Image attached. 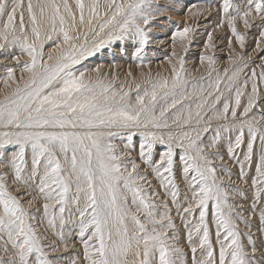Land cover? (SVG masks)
I'll use <instances>...</instances> for the list:
<instances>
[{
    "label": "snow or ice",
    "instance_id": "1",
    "mask_svg": "<svg viewBox=\"0 0 264 264\" xmlns=\"http://www.w3.org/2000/svg\"><path fill=\"white\" fill-rule=\"evenodd\" d=\"M168 10L156 0H104L103 4L75 0V11L69 0H27L26 22L24 0H0V50L18 48L20 55L11 59L21 69L19 79L13 67H6L0 78L5 88H11L0 97V264H63L51 254L68 251L69 224L78 228L83 252L82 259L77 254L66 264H187L167 199L158 203L159 193L149 191L151 184L137 171L139 165L131 161L129 170L116 153L112 139L122 133L127 134L126 148L134 135L141 136L140 159L159 180L164 196L171 197L183 223L191 264H264V241L258 248L251 234V215L264 193V107L259 117L253 113L264 84V55H244L253 26L258 27L253 53L264 52V0H243L242 6L221 0L216 29L226 23L231 32L229 67L221 74L215 57L201 54V65L207 63V87L201 76V83H192L188 90L184 56L176 64L169 60L170 76L158 74L153 79L148 73L136 82L134 101L131 86L125 90L121 84L117 90L115 76L106 79L99 67L92 69L94 77L86 75L87 69L76 70V65L113 43L120 44L125 54L130 50L133 60L142 63L154 22ZM190 14L199 17L203 11L190 10ZM238 20L245 32L237 30ZM85 25L81 41L80 29ZM193 32L191 26L173 32V44L179 42L186 53ZM207 37L204 47L212 49V32ZM61 38L62 43L57 42ZM48 42L54 48L45 57ZM22 56L28 58L23 64ZM257 58L260 63L241 80ZM245 95L247 104L238 113ZM245 128L247 151L243 161L237 159L241 180L247 175L244 163L252 164L254 143L260 140L247 220L241 214L243 206L237 211L229 203V190L218 168L229 177L231 173L215 163L224 161L222 134H229L226 150L232 158L242 145ZM209 132L214 134L205 143ZM157 143L165 150L153 164ZM9 148L10 157L5 155ZM177 149L184 204L174 171ZM231 191L243 196L239 189ZM38 202L40 218L35 214L40 210ZM210 202L215 244L206 220ZM197 211L198 222L193 223ZM237 221L248 231L242 233ZM257 230L264 237V207L259 209ZM49 233L56 240H50Z\"/></svg>",
    "mask_w": 264,
    "mask_h": 264
},
{
    "label": "rangeland",
    "instance_id": "2",
    "mask_svg": "<svg viewBox=\"0 0 264 264\" xmlns=\"http://www.w3.org/2000/svg\"><path fill=\"white\" fill-rule=\"evenodd\" d=\"M69 1H70L69 4L72 2V4L75 6V2H74L75 0L73 1L69 0ZM87 1L90 2V0ZM35 2L36 0H33V3ZM99 2L103 4L104 0H99ZM235 2L238 5L241 6L243 5V0H235ZM156 3L168 7L169 10L166 11L163 14V16L158 17L157 20L154 22L155 26L153 27V30L150 34V42L144 50L143 53L144 60L142 63L139 60H133L130 50L128 51V54H125L124 51L121 50L120 44L113 43L112 46H105L101 48L99 51L95 52L92 56L87 57L80 64L76 65V70L84 71L87 69L88 71L86 72V75H91L94 77L96 74L92 72V69L99 67L100 72L102 74H105L106 79L111 80L113 76H115L116 78L115 87L117 90H119L121 84L124 85L125 90H128L129 86H131L133 90L130 93V98L134 101L136 96V93L134 91L136 82H141L142 80L146 79L148 73H151L153 79H155L158 74L160 76H170L171 65L169 64V60H171L173 64H176L179 57L184 56L185 69L187 72L186 79L190 81V84L188 85V90L189 91L192 90V83H201L199 80L201 76L205 77L202 83L205 87H207L208 84L207 73H206L207 63L205 62L204 65H201L200 63L201 54L214 56L216 59L215 68L219 70L221 74L223 73L225 67H229V56L231 54V50L228 48V38L231 36V32L228 29L226 23L222 28L216 29V25L220 22L219 4L221 3V0H156ZM24 4H25V21L27 22V11H26L27 0H24ZM197 9L202 10L203 14L199 17H192L190 14V10L196 11ZM258 23L259 22L257 21V24ZM185 26H191L194 29V32L191 34L193 39L190 45L188 46L186 53L184 48L180 46L179 42H177L175 45L172 42V33L177 30H182ZM236 27L239 32H245L243 23L240 22L239 20L237 21ZM213 29L216 30L213 31ZM85 31H87L86 25L80 29L81 41L83 40V32ZM208 32H212L213 34L212 44L214 45V47L212 49H207L204 47V43L205 41H207L208 38L207 37ZM72 34L74 35L75 33ZM256 38H258V27L253 26L250 29V31L247 33V37L245 41L246 50L244 51L245 58L247 57L248 54H253L254 56L257 57L259 55H264V52H261L259 54L253 53ZM232 39H233V47L236 49V51L238 52L241 51L239 45L235 44L234 37ZM57 42L62 43V38ZM53 48H54L53 42L46 43L45 57H47L49 50ZM173 51H175L176 53L175 57L173 56ZM13 55H20L18 48L11 47L0 50V78H2L6 74L5 73L6 67H13L16 78L19 79L21 75V69L19 67H16L15 61L11 59ZM27 59H28L27 56H22L21 64H23V62ZM259 63L260 60L257 58L255 64H250L249 67L244 70V74H242L241 80L245 79L248 75H250L251 68L255 67L256 64ZM138 64L140 65L139 67L137 66ZM259 71L260 69L257 68V73H259ZM129 72L132 73V76H128ZM141 73H144L145 76L142 77ZM214 77H215V73H213V78ZM193 78H195V80H193ZM143 86L144 85L142 83L141 87ZM11 87L14 88L15 85L13 84ZM223 87L224 86L222 84L221 88L223 89ZM8 91H11V88H5L2 79H0V97H2L4 92H8ZM246 92L248 93L251 92L250 85L246 89ZM233 97H234V93H233ZM246 104H247V95L241 98V106L238 108V113L243 111V106H245ZM257 104L258 107L253 109V113H255L257 117H259L261 115L260 108L264 107V84L260 85L259 100ZM220 106L222 107V104ZM253 113H250L249 115L251 116ZM262 127H264V125H262ZM172 131L176 132L178 131V129L172 128ZM213 134H214L213 132H209L208 134H205L204 136L205 143H207L210 140ZM222 135H224L225 138L222 140V147L220 151L224 155V161L223 162L215 161V163L221 165L222 167H226L231 173V176L229 177L227 175H224V173L221 172L219 168H218V174L224 177L223 183L226 186V188L229 190V197H228L229 203L236 206L237 211H240V206H243V211L241 212V214L247 220L250 218L251 215V211H250L251 205L249 206V204H252L253 202L254 189H252L250 183H244L242 182L243 180L239 178L240 172L236 170L234 162L237 161V159L239 160L244 159V153L247 151V142L249 139L248 132L247 129L245 128L242 145L239 149H235V156L232 158L228 157L226 150L227 137L229 134H222ZM230 135L232 140L234 141L236 133L233 132ZM140 141H141V136L137 133L136 135L133 136L130 147L126 148L125 145L128 143L126 133H122L112 139V143L115 145L116 153L118 155H121V163L127 165L129 167V170H131V161H135L137 165H139L137 171L140 172L142 175H146L147 180L151 184V189H149V191L155 190L157 193H159L158 203H161L165 199H167L173 221L176 224L178 233L181 236V242L179 246L183 247L185 250L186 253L185 258L187 264H191L192 254L187 246L186 234L184 233L183 223L180 219V216L177 214L175 206H173L171 203V197L164 196V190L160 188L159 180L152 173L151 168L145 165L143 161L140 159L139 156ZM258 144L260 145L259 138H257V140L254 143V149H255L254 152L257 150V147L259 148ZM164 150H165L164 145H161L159 143L155 145L152 153L153 164L155 163L156 160L159 159L161 152H163ZM11 153H12L11 148L5 151V155L8 157H10ZM179 154H180L179 149H177L175 156L176 166L174 171L176 172L177 184L179 185L181 190V204H184L183 194H184L185 185L182 181V177L179 172V165H180ZM28 159L30 166V154ZM253 159H254V155H253ZM252 164L249 165L247 162H245L244 171L247 175L251 171L250 168ZM232 189H239L241 192H243V196L235 194L234 192L231 191ZM248 197L249 200H247ZM263 197H264V193H261V199ZM36 208H39L40 210L38 212H35V208H34L33 211L35 212L37 217L40 218L42 216V207L40 206V202L37 203ZM194 215L196 218L195 220H193L192 216H186L185 219L193 220V223L198 222L199 211L195 212ZM256 216L257 215L255 214L251 215V223H252L251 234L256 240L257 247L259 248L261 244V238L258 233V230L256 229V226L258 225L256 222H258L259 220V217ZM206 220L209 223L210 228L212 229V240L213 243L215 244V226L212 223L213 217H212L211 202L209 203V208L207 210ZM237 224L242 233L248 231V228H246V226L243 223L237 221ZM65 231H66V238L68 239V243H69L68 251L65 252L61 250L59 252L51 254L53 256L60 257L63 264H66L67 261L76 257L77 254H79V258L82 259V252H83L82 245L79 242L78 228L74 227L72 224H69L68 228H66ZM49 239L56 240V237L52 236L49 233ZM244 242L247 243L246 239ZM57 243H59L58 240ZM197 257L199 258V252L197 253ZM259 259H260V253L258 252L257 260Z\"/></svg>",
    "mask_w": 264,
    "mask_h": 264
},
{
    "label": "bare ground",
    "instance_id": "3",
    "mask_svg": "<svg viewBox=\"0 0 264 264\" xmlns=\"http://www.w3.org/2000/svg\"><path fill=\"white\" fill-rule=\"evenodd\" d=\"M73 1V0H72ZM70 2V1H69ZM75 2V1H74ZM36 3V2H35ZM85 3H89V1H87L86 0V2ZM70 5H72V7H73V10L75 11V6L72 4V2L70 3ZM259 145V144H258ZM256 148V147H255ZM255 150V149H254ZM259 152H260V145H259V148L257 147V150L254 152V159H253V164H252V166H251V168H250V172L248 173V177L246 176V178H245V180H243L242 182H244V183H250V185L252 186V178L256 175V172H255V165H256V162H257V160H258V154H259ZM241 161H243V160H241ZM234 165H235V167H236V170L238 171V172H240V164L239 163H237V161H235L234 162ZM244 167H245V163H244ZM238 174V173H237ZM241 181V180H240ZM250 181V182H249ZM250 186V187H251ZM250 189V188H249ZM252 189H253V187H252ZM246 194V193H245ZM247 198V197H246ZM263 199V200H262ZM261 199V201H260V203L257 205V211H256V213H255V215H257L258 217H259V209H260V207H264V197ZM247 200H249V197H248V199ZM249 202V201H248ZM245 204V203H244ZM249 204V203H248ZM247 204V205H248ZM250 205H252V204H249V206ZM246 206V205H245ZM251 211V210H250ZM256 216V217H257ZM258 220V219H257ZM255 223V222H254ZM257 224V226H256V229H258V227H259V220H258V222H256ZM259 233V232H258ZM259 235H260V233H259ZM260 238H261V242L262 241H264V237H261L260 236ZM260 247V246H259Z\"/></svg>",
    "mask_w": 264,
    "mask_h": 264
}]
</instances>
